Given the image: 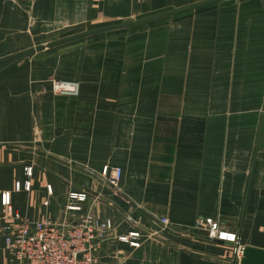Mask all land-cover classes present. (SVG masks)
Masks as SVG:
<instances>
[{"label": "crops", "instance_id": "crops-1", "mask_svg": "<svg viewBox=\"0 0 264 264\" xmlns=\"http://www.w3.org/2000/svg\"><path fill=\"white\" fill-rule=\"evenodd\" d=\"M195 1L0 0V44ZM172 15L152 29L163 30L156 55L86 42L58 48L67 41L0 76V194L10 191L13 208L58 221L77 202L68 193L84 191L85 207L111 218L114 234L150 232L138 246L109 237L97 264H235L231 243L208 236L207 217L264 248V0ZM141 39L155 52V37ZM52 77L75 81L76 92H54ZM105 164L121 166L114 184ZM1 215L0 200V264H8Z\"/></svg>", "mask_w": 264, "mask_h": 264}, {"label": "built area", "instance_id": "built-area-1", "mask_svg": "<svg viewBox=\"0 0 264 264\" xmlns=\"http://www.w3.org/2000/svg\"><path fill=\"white\" fill-rule=\"evenodd\" d=\"M54 92H76L77 83L69 81L68 85H62L61 80L52 83ZM32 166H25L26 175H31ZM102 173L108 175L110 183L114 184L121 176L122 169L119 165H103ZM21 182L16 180L15 189L21 187ZM29 189L30 180L26 179L22 185ZM47 191L51 192L50 184L46 185ZM70 199L77 202H69L58 221L49 217L30 219L13 208L9 190H3L0 194L2 204V225L4 241L7 248L13 253L12 262L8 264H97V251L109 237L127 242L131 246H138V237L150 235L139 229L129 230L125 233L114 234L113 220L109 217L98 216L92 208L85 207L86 192L71 190L68 193ZM161 222L167 223L166 217L160 218ZM203 226L211 238H218L230 242L235 258L241 254L243 244L239 235L233 230L219 227L212 218L207 217Z\"/></svg>", "mask_w": 264, "mask_h": 264}, {"label": "rangeland", "instance_id": "rangeland-1", "mask_svg": "<svg viewBox=\"0 0 264 264\" xmlns=\"http://www.w3.org/2000/svg\"><path fill=\"white\" fill-rule=\"evenodd\" d=\"M176 17H178V15H172V17L171 15H169L166 17H162L159 19H155V20L143 23V25H139L136 27H125V28H120V29H115V30L97 32L91 35L80 37L78 39H74L72 41H68V43L58 46V48L63 47L65 45H67L68 47V46H72L71 44H79V42H86L85 44H90V45L94 44L96 46L101 45V46H104L106 49H111V48H117V49L123 48L124 50L132 49L133 50L132 53L137 54L138 57L140 56V54H142L140 52H144L145 54H148V52L151 51L154 55H156V53H161L160 48L162 46L161 37L163 34V30L161 29V25L159 26L158 29H155L154 31H152V29L155 26H158V24H163V21L169 20L171 18H176ZM41 30H42L41 33L37 34V36L34 33L32 35L31 32L27 31V34L25 35V37L24 38L21 37L20 42L12 41V43L10 44H0V56L15 52V51H18V50H21V49H24L30 46H34L42 42H46L48 40H52V39L67 35L69 33L77 32L73 29L60 28V27L59 28L43 27L41 28ZM94 37L98 39H94V41H91L92 38ZM145 37H149V42L152 41L151 39L152 37L156 38V43H155L156 45H154L155 52L153 51L152 46L148 45L146 41L141 39ZM87 40H90V41H87ZM81 47L84 48L85 46H83L82 44ZM52 50H56V47L55 48L47 47L43 51L42 50L34 51L30 53L29 55L25 56L24 58L26 57L29 58L37 54H42L43 52L44 53L51 52ZM44 60H47V62H49V56ZM5 64L6 63H1L0 68L3 67ZM153 64H154L153 66L161 65V63L159 62V59ZM57 80H64V79L52 77L50 78L51 85L54 81H57Z\"/></svg>", "mask_w": 264, "mask_h": 264}, {"label": "water", "instance_id": "water-1", "mask_svg": "<svg viewBox=\"0 0 264 264\" xmlns=\"http://www.w3.org/2000/svg\"><path fill=\"white\" fill-rule=\"evenodd\" d=\"M218 0H198L195 2H190L187 4H183L180 6H176L173 8H169L166 10H162L159 12L147 14L144 16H140L138 18H130L128 20L106 24V25H100L95 26L92 28L84 29L81 31H77L71 34H67L52 40H48L46 42L39 43L34 46H30L12 53H8L5 55L0 56V64L6 63L3 67L0 68V76L4 74L6 71L11 69L14 65L17 64L18 61L23 59L25 56L29 55L30 53L43 49L45 47L54 46L56 44H60L63 42H67L73 39H77L80 37H84L90 34H94L97 32L102 31H108V30H114L119 28H125V27H131L134 25H138L141 23H146L155 19H159L186 9L194 8L199 5H203L206 3L214 2ZM217 241H222L221 239L215 238ZM234 263L238 264H264V248L259 246H253L249 244H244L242 246L241 254L238 258L234 259Z\"/></svg>", "mask_w": 264, "mask_h": 264}, {"label": "bare ground", "instance_id": "bare-ground-1", "mask_svg": "<svg viewBox=\"0 0 264 264\" xmlns=\"http://www.w3.org/2000/svg\"><path fill=\"white\" fill-rule=\"evenodd\" d=\"M62 81V85H64V86H66V85H68V81H63V80H61Z\"/></svg>", "mask_w": 264, "mask_h": 264}]
</instances>
